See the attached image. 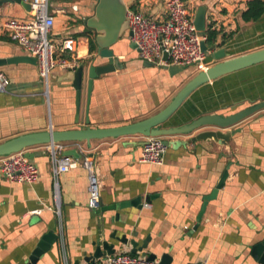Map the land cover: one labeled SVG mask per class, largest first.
I'll use <instances>...</instances> for the list:
<instances>
[{"label": "crops", "instance_id": "1", "mask_svg": "<svg viewBox=\"0 0 264 264\" xmlns=\"http://www.w3.org/2000/svg\"><path fill=\"white\" fill-rule=\"evenodd\" d=\"M166 1L122 0L127 11L156 22L167 17ZM183 1L192 20L197 8L204 6L205 29L220 31L225 41L229 38L223 47L215 48L224 49L227 59L264 48V14L255 22L241 20L250 0ZM97 2L49 0L48 14L54 19L49 40L55 56L73 61L67 69H52L47 101L37 65L26 59L12 62L32 56L11 42L3 28L10 19L29 20V10L0 0V73L10 81L6 91L0 92V143L47 130L110 128L141 121L164 109L194 76L187 78L193 68L171 75L163 66L146 64L130 48L126 31L109 47L115 70L96 76L88 92V68L107 64V59L97 56L96 44L89 53V40L94 41V36L83 32L84 21L93 15ZM65 39L75 41L72 54L59 52ZM207 63L209 67L216 63L210 54ZM79 65L84 71L76 114L70 72ZM262 102L264 62L200 86L165 127L206 115L228 117ZM207 130L218 128L160 137L169 143L160 165L139 161L144 137L138 134L95 139L88 144L55 143L62 146L59 157L68 150L80 154L77 167L58 177V201L49 145L28 148V152L37 153L30 161L39 172L33 184L10 182L0 173V264H27L41 237L50 231L58 239L37 264H97L98 259L85 260L96 240L115 243V253H131V240L139 246L147 238L142 253L146 257L154 254L158 262L165 254L170 264H261L251 249L264 236V108L222 129L230 133L228 142L191 141ZM83 155L91 158L99 180L100 207L96 210L87 206ZM225 171L222 187L215 190ZM213 191L215 196L198 221L204 199ZM133 201H137L135 205ZM35 210L40 213L31 214ZM122 237L128 244L117 246L115 239Z\"/></svg>", "mask_w": 264, "mask_h": 264}, {"label": "water", "instance_id": "2", "mask_svg": "<svg viewBox=\"0 0 264 264\" xmlns=\"http://www.w3.org/2000/svg\"><path fill=\"white\" fill-rule=\"evenodd\" d=\"M4 1L15 2L17 4H20L24 9L29 10V5L22 2L21 0ZM205 12L206 8L204 6H200L199 8H197L193 19L194 27L199 33H203L205 31ZM126 13L127 9L122 0H98L94 8L93 15L85 19L84 21L85 27L83 29V32H88L89 34H92L94 36L97 56L99 58L107 59V64L105 65L90 66L88 68V92L91 89L92 80L96 76L115 70V60L113 58V52L109 49V47L112 46L116 42V40L119 39L126 31H128V21L126 18ZM130 36L131 32L128 31V37ZM130 48L136 50L133 43H130ZM215 48V46H207L204 41L201 43L202 51L210 52V57L216 63L213 66L208 67V69L204 72H197L175 95L171 102L157 114L141 121L118 127L84 128L66 131L47 130L44 132L18 135L0 143V158L13 153L24 152L25 157L29 161H31L37 153L28 152L27 149L36 145L82 141H85L88 144L90 140L117 138L136 134L143 137L189 135L192 132L203 127H214L218 128V130L201 131L191 138L192 142L201 140H208L221 144H223L224 142H228L230 139V133H223L222 129L234 125L235 123L239 122L243 118L249 116L259 109H263L264 102L228 117L206 115L201 116L187 124L169 128L165 127V123L177 111L183 101L200 86L223 75L264 62V48L230 59H227V54L225 53L224 49L215 50ZM25 59L32 64H36V59L34 57L15 58L14 60H12V62L24 61ZM163 61H167V54H164ZM146 64L152 65L151 63ZM163 67L167 69L169 74L171 75L178 74L179 72H182L186 69L183 67L180 68L167 65H164ZM83 69L84 66L79 65L78 67L72 69L70 72L72 74V78H70L72 81V88L75 90L76 114L79 106L81 83L84 71ZM165 143L167 145L169 144L167 141H165ZM63 156L71 157L76 160L80 159V154L76 150L64 151ZM226 177L227 172L225 171L215 190H218L222 187ZM215 192L216 191H213L211 195L205 197L201 211L197 218L198 221L200 220V217L204 212V208L207 202L214 198ZM137 201L140 202V199H138ZM137 201H133L132 205H135ZM145 202L148 203L147 198H145ZM57 239L58 236L51 231L44 234L37 243L35 249L28 257L27 264H37L43 254L49 251V249L57 241ZM115 240L117 241V246L128 244V241L125 237ZM147 240L143 241L139 246L135 241L131 240L129 242L131 245V254L139 253L145 256V253H142V251L147 247ZM93 247V252L88 254V256H86L85 258V260L88 262H94L95 260L101 258L104 253L105 255H112L116 252V244L108 243V241L96 240L93 243ZM251 255L256 258L261 264H264V236L261 241H259L252 247ZM147 259L153 261L156 259V257L154 254H150L147 255ZM159 264H170L168 255H162Z\"/></svg>", "mask_w": 264, "mask_h": 264}, {"label": "built area", "instance_id": "3", "mask_svg": "<svg viewBox=\"0 0 264 264\" xmlns=\"http://www.w3.org/2000/svg\"><path fill=\"white\" fill-rule=\"evenodd\" d=\"M29 5L30 19L18 21L10 19L3 24L11 42L22 47L30 56L36 59L38 74L43 84V95L48 101L49 79L52 69L56 66L67 69L73 60L55 56V47L49 40V34L54 25V19L48 14L49 0H22ZM167 17L162 22H156L147 17L127 11L128 31L130 42L135 45L139 57L146 63L156 66H175L180 68H194L196 72L208 69L207 56L210 52L201 49V43L206 41L205 35L196 31L191 13L183 0L166 1ZM75 47L73 39L62 41L59 52L72 54ZM167 54V61H163ZM70 56V59H74ZM9 79L0 73V92L9 87ZM47 147L52 165L51 175L54 186V198L58 201V177L78 165V161L71 157L60 156V144H48ZM168 145L160 137H144L141 145V163L160 165ZM81 164L86 170L88 179L87 206L96 210L100 207L99 180L94 164L90 157L83 155ZM0 173L10 182L33 184L39 172L36 166L24 155L17 152L0 159ZM147 206V205H146ZM40 210L31 214H39ZM97 264H159L158 261L148 260L139 253H115L104 255L97 260Z\"/></svg>", "mask_w": 264, "mask_h": 264}, {"label": "trees", "instance_id": "4", "mask_svg": "<svg viewBox=\"0 0 264 264\" xmlns=\"http://www.w3.org/2000/svg\"><path fill=\"white\" fill-rule=\"evenodd\" d=\"M264 14V0H250L247 2L246 9L241 13V20L243 22H255L259 20ZM204 35L206 37L205 43L207 46H215V47H223L227 42L224 40L225 36H222L220 31H216L207 27L204 31ZM219 35L221 37H219ZM222 39L221 41L218 39ZM95 50V42L90 39L89 40V53H93Z\"/></svg>", "mask_w": 264, "mask_h": 264}, {"label": "rangeland", "instance_id": "5", "mask_svg": "<svg viewBox=\"0 0 264 264\" xmlns=\"http://www.w3.org/2000/svg\"><path fill=\"white\" fill-rule=\"evenodd\" d=\"M193 69H194V68H193ZM196 73H197V72H196V70L194 69V72H192L190 75H188L187 78L192 77V76L195 75ZM187 78H185V79H187ZM185 79H184V80H185ZM184 80H183V81H184Z\"/></svg>", "mask_w": 264, "mask_h": 264}]
</instances>
